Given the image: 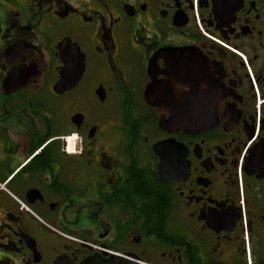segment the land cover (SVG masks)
<instances>
[{
	"label": "flooded vegetation",
	"instance_id": "flooded-vegetation-1",
	"mask_svg": "<svg viewBox=\"0 0 264 264\" xmlns=\"http://www.w3.org/2000/svg\"><path fill=\"white\" fill-rule=\"evenodd\" d=\"M240 2L0 0V264H264V0Z\"/></svg>",
	"mask_w": 264,
	"mask_h": 264
},
{
	"label": "water",
	"instance_id": "water-1",
	"mask_svg": "<svg viewBox=\"0 0 264 264\" xmlns=\"http://www.w3.org/2000/svg\"><path fill=\"white\" fill-rule=\"evenodd\" d=\"M213 9L212 12L215 16V19L219 21H225L230 23L234 20L235 13L239 10L241 2L240 0H212ZM59 86L65 87L66 81L62 80ZM173 125H177V121H172ZM160 126L163 127V123H160ZM159 149H156L158 152Z\"/></svg>",
	"mask_w": 264,
	"mask_h": 264
},
{
	"label": "built area",
	"instance_id": "built-area-1",
	"mask_svg": "<svg viewBox=\"0 0 264 264\" xmlns=\"http://www.w3.org/2000/svg\"><path fill=\"white\" fill-rule=\"evenodd\" d=\"M196 2H197V0H194V4H195V6H196Z\"/></svg>",
	"mask_w": 264,
	"mask_h": 264
}]
</instances>
